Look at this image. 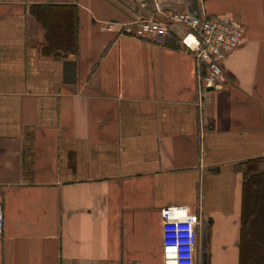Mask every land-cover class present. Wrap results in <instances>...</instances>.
I'll return each mask as SVG.
<instances>
[{"label": "crops", "instance_id": "1", "mask_svg": "<svg viewBox=\"0 0 264 264\" xmlns=\"http://www.w3.org/2000/svg\"><path fill=\"white\" fill-rule=\"evenodd\" d=\"M160 9L240 23L222 85L171 38L101 29ZM58 10L72 46L48 37ZM253 160L264 170V0H0V264H163L171 206L198 220L195 264H239Z\"/></svg>", "mask_w": 264, "mask_h": 264}, {"label": "built area", "instance_id": "2", "mask_svg": "<svg viewBox=\"0 0 264 264\" xmlns=\"http://www.w3.org/2000/svg\"><path fill=\"white\" fill-rule=\"evenodd\" d=\"M184 31L178 37L181 47L190 52L205 73L199 80L205 88H215L225 82L224 60L243 45V28L227 17L205 20L188 13L175 12L169 17ZM123 33L152 40L163 46L172 31L153 18L128 20L123 23L110 22ZM104 28V29H105ZM163 264H195L198 221L186 208L171 206L161 209ZM3 232V211L0 206V238Z\"/></svg>", "mask_w": 264, "mask_h": 264}, {"label": "trees", "instance_id": "3", "mask_svg": "<svg viewBox=\"0 0 264 264\" xmlns=\"http://www.w3.org/2000/svg\"><path fill=\"white\" fill-rule=\"evenodd\" d=\"M56 12L48 29L51 43L60 47L74 45L73 25L68 36L62 33L64 25L71 27L73 15L66 16L63 10ZM169 38L179 48L178 41ZM239 250V264H264V170L259 167V160L248 161L243 173Z\"/></svg>", "mask_w": 264, "mask_h": 264}, {"label": "rangeland", "instance_id": "4", "mask_svg": "<svg viewBox=\"0 0 264 264\" xmlns=\"http://www.w3.org/2000/svg\"><path fill=\"white\" fill-rule=\"evenodd\" d=\"M186 5H188V8H191V7L193 6V3L190 4V2H188ZM155 10H156V9H155ZM166 11H167L166 9H160L158 12L155 11V13L158 14L159 16H161V15L166 14V13H167ZM175 12L188 13V14H190V15H192V16L194 15V16L203 17L205 20H211V19H215V18H223V17H227V18H230V19L236 21L235 19H233V18H231V17H229V16H225V15L209 16V15L205 14L202 10H200V11H174V12H170V14L167 13V16H166L167 21H163V20L156 19V18H153V19H155V20H157V21H159V22H162L164 25H166V26L170 29L169 24H175V23H173V22L170 20L169 17L171 16V14H173V13H175ZM150 18H152V17H150ZM131 19H132V20H137V19H145V18H141L140 16H134V17H132ZM131 19H129V20H131ZM110 22L118 23L117 21H114V20H107V21H105V22H102L103 24H102V26H101V29L107 31V30H114V29L116 28L117 30H119V28L116 27V24H114V25H113L111 28H109V29L105 28V27H107V24L110 23ZM123 22H125V21H122V22H119V23H123ZM236 22L240 25V23H239L238 21H236ZM240 27H242V26L240 25ZM104 28H105V29H104ZM170 30H171V29H170ZM119 33H120V34H123V35H127V34L123 33L121 30H119ZM172 35H173V34H172ZM127 36H131V37L138 38V39L148 40V41L154 43V42H153L152 40H150V39L139 38V37H135V36H133V35H127ZM167 41H168V38L166 39L165 44L167 43ZM177 41H178V40H177ZM178 43H179V42H178ZM154 44H155V43H154ZM240 47H241V46H240ZM240 47H239V48H240ZM197 221H198V220H197Z\"/></svg>", "mask_w": 264, "mask_h": 264}]
</instances>
